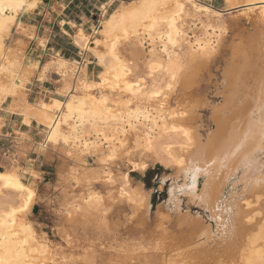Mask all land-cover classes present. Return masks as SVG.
Masks as SVG:
<instances>
[{
	"label": "bare ground",
	"instance_id": "1",
	"mask_svg": "<svg viewBox=\"0 0 264 264\" xmlns=\"http://www.w3.org/2000/svg\"><path fill=\"white\" fill-rule=\"evenodd\" d=\"M112 1L113 0L109 1V5L110 3H112ZM25 2H28V0H25ZM40 2L41 0H39L38 5ZM143 2L144 0H129V1L121 0V3H123L126 7L130 5L138 6ZM181 2L183 3L185 2V0H181ZM196 2L203 7L210 8L206 6V4L203 5L199 3L198 0H196ZM225 4L227 9L229 10L241 8V13H242L241 15L244 16L245 18L248 19L250 18L254 23L253 25L254 31L253 33L247 34L246 37L241 36V41L233 46L232 65L226 74L228 89L226 90L223 103L218 105L216 104L215 106L212 107L214 114L213 116L214 129L211 131V134L209 135L208 138H206V140L203 139V136L200 133L199 125L197 124L196 119L193 116L196 110L198 109L199 105L191 106L190 104H186L184 106H181L180 104L177 103L176 105H172V101H170V98L172 95L171 94L172 91L175 89H180L185 94L186 93L190 94V92L192 91V86L195 84V82H197L196 81L197 77L200 75V72L203 70V67L206 66V62L209 59H211V56L214 55V53H216L221 34L218 31H216L214 34H211L210 29L205 28L202 34L190 36L188 30L186 29L187 36L191 37V39H185L182 37L181 38L182 42L178 44L176 49L174 50H172L171 46H169L170 51H173L175 53L173 55V61L175 62L178 58L180 64L182 65V70L177 71L176 73L177 79L173 81L171 80L170 75H168L167 73L165 74L156 73L158 85L160 83L158 79H160L161 76H164L165 84L162 85L164 90L163 96H167V100H164L163 96L160 98V102L164 104V107L162 109L158 108L156 101L151 102L150 105H146L156 110L153 112V117L156 123L153 124L151 121L141 120L138 124H136L135 130L129 129L127 133L121 130L118 134H116L115 141L104 142L102 143L99 149L91 147V144L97 140V137L95 135V130L93 129L91 124L84 123L83 125H80L81 127L80 136L82 139L76 141V143L78 146L82 145V143H89L90 147L88 149H84L82 146L75 149L70 147L71 148L70 150L73 152L79 151L84 154L83 156H87L89 153H93L96 155L98 153H103V155H98L100 161L105 160L106 156L112 154L114 151L116 159L123 155H126L127 160L129 162V166L132 167L134 170H141L143 172L148 169L150 160L153 161L158 159L159 161L163 160L162 158L156 156V153L158 151L156 148H159L163 152L167 160H169L172 163V167L175 168L177 173L176 174L177 183L179 184L180 187H183L184 182L182 180H179V165L176 164L174 160L168 156L166 151L167 145L171 143H164V142L159 143L156 140L158 138L169 139L171 137L173 138V136L175 137L177 136L178 138L182 139L180 144L185 145V147L181 149L179 146L178 147L176 145L172 146L171 151L174 156L178 155L181 158L187 159V157L191 153L202 152L204 153L205 159L208 161V163H211L212 159L216 160V163L212 165L211 170L216 174L217 177L215 181V185L217 187V193H218L216 199L220 201V205H219V211H217L214 214L212 213V217L213 219H217L218 223L224 226L223 229H227L228 231L231 232L237 230V233L239 234V237L237 238L238 240L237 244L233 249H230L231 251H229L230 253L232 252L231 255L230 253L228 254L227 252L225 253L227 248L224 247L219 250L220 252H218V256L215 262L211 263L208 261L209 263L208 262L207 263L208 264H264V200L257 199V197L264 195V189H262L261 186L259 185H255L246 194V199L251 203V207H249L248 204L240 202L237 209H235L234 211H229V209L232 208V202L235 200V198L244 192V182L250 181L253 184H255L257 180L261 179V168L264 167V165H262L261 163V161L264 160V153L260 151L261 144L258 135L259 132L258 121L260 120L261 117V113H260L261 84L262 82H264V18H262L260 15L261 0H231V4L237 5V7H231L229 5L228 0H225ZM101 9H102V14H101L102 18L100 19L99 26L95 27V31L86 32L87 35L92 36L95 39H104L103 37L104 26L108 20H111L113 12L115 11L113 10L112 12L108 13V10H105L103 5ZM249 9H251V11H249ZM27 11L30 10L21 9L19 12L7 11L6 13H0V20L6 19L7 16H16L18 19V16L21 13ZM212 11L220 12L217 10H212ZM196 15L198 16L200 14H196ZM117 23L120 25V27L127 26L130 30L135 26L137 30L141 33V36L143 37L146 31L144 24H150L151 20H145L143 21V23H137L132 21L130 18H128L125 19L124 21H117ZM13 25H15V23L9 25V27L12 28ZM78 30L79 29H77V31ZM75 35L76 33L73 36L74 40H75ZM200 38H203L204 44H210V43L214 44L215 51L211 52V54H209L208 52L200 51L201 45H197L195 43L196 39H200ZM122 43L124 42L122 41L121 44ZM132 43L136 44L135 39H133ZM159 43L160 41L158 38L156 39L155 45L153 44L152 41L147 40L145 38L143 41V46H138L143 49L156 47L155 56H153V53L148 52L149 58H147L146 60V69H147V62L152 59H155L157 61L163 60L165 64H167L166 55L159 52V48H158ZM194 45L196 47V51H193ZM7 47L15 48L16 46L15 44H12ZM184 47H187L188 52L190 53L192 59H198L196 65L192 68L186 67L188 61L187 59H185L184 56L181 55V51ZM89 48L96 49L97 45L89 42ZM99 48L103 50V44H101ZM82 50L85 51L84 49ZM92 54L94 55L93 52ZM121 55L122 58H124L126 61L132 64L133 68L136 69V65L134 64L132 59H127L122 53ZM94 57L96 58L95 55ZM15 59H17L15 51L11 53L5 52L3 54H0V68L5 69L4 71H0V89L8 90L11 88L13 91L17 93L15 97L11 95L5 97L3 102L0 103V109H2L4 103H6V100L9 97H11L13 98V100L15 99L17 101V110L19 111V114H21L24 107V105L21 103L22 97L23 100L27 101L29 105H35L37 101L31 102L28 101L27 99L28 94H26L25 86L26 83L28 82L29 77L24 81L22 87H17L21 84V78H23L25 74L29 73L31 70L30 67L24 66L22 53L19 57L20 60L19 66L16 68H12L10 64L11 61ZM97 64L101 67V69L94 76L90 75V73L88 74L87 64H84L83 72L86 78L91 80L94 77L95 81L99 83L100 75L104 71V69L98 62ZM13 72H16L17 74L15 78L13 77ZM31 73H33V71ZM135 75L136 72L134 71L133 77ZM79 77H80V73L78 72L75 79H79ZM69 79L71 80L73 78L70 76ZM129 80L130 82H135L132 77H130ZM149 80H151V77H149ZM167 83H172L173 87L171 90H168ZM58 92L59 90L56 91V94ZM99 93H100L99 89H93L88 95L96 96L97 99H99L100 98ZM105 94L108 95L110 99L113 96V93L107 90H105ZM0 95H2V93H0ZM83 95L84 93L81 92L80 96L82 97ZM115 95L120 96L121 94L117 92L115 93ZM56 96L51 94L49 100L45 101L44 100L45 98L41 100L44 103H51L53 99L58 98L63 103L65 98L64 97L60 98ZM12 103L13 101H10L9 106H11ZM84 103L87 106H91L92 101L85 100ZM108 107L114 108L117 111L121 110V109H117L116 105L111 103L108 105ZM84 111L85 112L87 111V107H85ZM66 112H67V108L65 106L63 111L60 113V115H63ZM180 112H186L187 115L180 116L179 115ZM79 115H80L79 113H73L72 119L69 121L68 124L62 123L60 129L61 132L64 133L65 135L75 136V133L72 131V129L80 124V121L76 118ZM21 117H23V115ZM32 123L33 121L30 120L28 125L31 126ZM116 123L117 121H110L109 125L105 127V125H102L99 123V121H97L100 130L107 132L114 131L116 127ZM126 123H127V119L125 118V120L121 123L122 129L124 124ZM133 123L136 122L133 121ZM174 123L177 126H182L189 131L191 143H189V138L184 137L183 134L163 131V126L165 124L168 125V127L170 128ZM37 124L43 125L48 130L50 135V130L44 124H40V123ZM249 125L253 126L252 137L247 141L244 150L233 155L232 153L233 151H235V149L233 148L235 141L237 139L243 138L244 133L248 131ZM89 132H91V135H88ZM132 135H136V139L138 143L137 145H133L131 143ZM150 138L152 139V146L155 149L154 151L148 150V140ZM61 141L63 142L62 139ZM126 149L127 151H125ZM139 154L141 155V157L136 159L135 157ZM116 159L107 161L106 163H101L102 164L101 171H106L107 173H109V175L112 177V180L114 181L113 183H108V178L102 176L101 172L98 175V172L92 173L87 170L86 172L85 170L81 172L82 170L80 171L79 168H75L76 173H73L72 170L71 176H73L74 174L77 175L78 178L81 180L80 184L84 182L88 189L86 195L84 197L83 196L81 197V200L74 202L75 207L72 209L73 212L75 213L82 212L84 214L89 213L91 215L100 213L101 216L102 213L106 214L108 212V210L105 207L106 198L104 194L91 188L92 180L101 179L106 184L115 186L118 182L117 178L120 175L122 177L124 176L128 177L127 180L123 179L124 182L123 184H121L122 186L120 185L118 192L121 200L126 199L128 202L131 203L130 205L134 206V211H132V217H136L141 213L148 211V207L150 206V197H148L144 191L135 190L136 188H134V186L131 185L129 172H120L118 170L117 171L114 170V164ZM13 173L19 178L21 184H23L26 188H31L32 191L35 193L33 204L31 205V209H32L38 195L37 190L34 186L35 184H33L32 181L26 182L21 177V174H19L18 171L0 170V175L13 174ZM89 180H91V184L88 183ZM203 180H204L203 174L202 173L198 174L195 185V190L197 192L203 190L204 188ZM2 185H3V181H0V195L4 191L14 192V194L19 195L15 189H5L2 187ZM174 187H176V185H174ZM121 188L124 189V192L127 193V195L121 194L120 191ZM226 189H227V195L225 196ZM174 192H180V191L174 190ZM184 193L187 194L188 190L185 189ZM96 194H99L100 196L103 197V202L99 205V210H97L95 200H93L91 204L85 203V201L88 200L89 195H93V197H95ZM11 200L12 199H10V202ZM6 201H7L6 199H0V212H3L13 206H17L16 204H18V202L16 203L14 201L12 203L8 202V204H5ZM107 208L109 207L107 206ZM234 212H238L239 214L235 215ZM27 215L23 217H18L17 225H16L17 230H20L21 220L31 225V223L27 221L28 219H26ZM249 216L252 217L251 222H249L248 220ZM31 227L33 232H35L32 225ZM155 239L157 240H153V242L156 241V243L159 244V247L157 248L159 249L163 248V250L166 251L167 254L170 253L168 254L170 255L169 260L166 263L164 261L165 264L195 263L189 260L186 254L187 253L186 248L190 245L191 240L185 243L181 242L177 246H174L168 237L165 238L162 236L160 240H158V238ZM186 240H188V238ZM39 241L42 240H39L36 236L34 240H30V244L32 246H35V244ZM229 255L230 258L227 259L226 257ZM53 256L58 258L57 255L54 252H52V254L48 257V259L51 260ZM128 257L130 259L132 258L130 256ZM60 258L58 259L60 260ZM211 259H215V258L211 256ZM157 262L158 264H162L163 260L160 259Z\"/></svg>",
	"mask_w": 264,
	"mask_h": 264
},
{
	"label": "snow or ice",
	"instance_id": "2",
	"mask_svg": "<svg viewBox=\"0 0 264 264\" xmlns=\"http://www.w3.org/2000/svg\"><path fill=\"white\" fill-rule=\"evenodd\" d=\"M39 0H0V13H6L7 11L19 12L21 9L31 10L38 7ZM231 7H237V5L231 4V0H228ZM103 7L105 10L114 9L111 20H108L104 26L103 37L104 39H95L92 36L86 34L84 25L74 24L72 25V31L76 33L74 42L85 51L82 55H86L88 52H93L96 56V62H98L104 69L99 78V83L95 81V78L89 80L86 78L83 72L84 64L83 62H69L64 60L59 53L52 55L47 62L42 63V71L38 72L37 75L41 81L45 79L53 78L54 74L63 77V88H60L59 82H57V88L59 92L58 96L64 97L63 103L60 99H53L51 103H44L38 98L35 105H29L27 101L21 99V103L24 105L23 111V123L28 124L29 121L44 124L49 130L50 135L47 136V140L53 143L59 144L61 139L64 145H69L71 148H78L82 146L84 149L90 147L89 143H82L78 146L76 141L81 140L80 125L84 123H89L95 130V135L97 140L91 144L92 148L99 149L102 143L107 141H115L116 134L121 130L125 133L129 129L135 130L136 124L141 120L151 121L153 124L156 123L153 112L156 111L146 105H150L151 102L156 101L158 108H163L164 104L160 102V98L163 96V83L160 82L158 85L156 73L170 75L171 80L175 81L177 79V71L182 70V65L179 59L174 62L173 55L175 54L171 49H176L177 45L180 44L181 38L191 39L187 36V30L185 28L186 18H191L193 24H199L201 27H206L210 29L211 34H214L217 29L212 27L211 23H201L196 14H208L210 17H220L221 12H214L210 8L203 7L196 2V0H144L138 6H125L121 3V0H113L111 5L104 3ZM251 11V9H249ZM260 15L264 18V0H261ZM130 18L132 21L137 23H143L145 20H151L150 24H144L146 29L144 36L134 26L131 30L127 27H120L117 21H124ZM16 24L15 28H10L9 25ZM61 25L63 26L65 22L61 20ZM77 29H79L77 31ZM223 27L221 26L220 31L223 32ZM95 31V28H93ZM67 35V33H65ZM22 36V38H17ZM25 38L27 40H36L37 37L32 29L31 25H25L22 22L17 21L16 16H7L6 19L0 20V54L5 52L11 53L16 52L17 59L12 60L10 66L16 68L20 64L19 57L23 48L25 47ZM150 40L155 45L156 39L158 38L160 43L158 45L159 52L163 53L167 57V64L163 60L157 61L155 59L149 60L147 62V70L145 73H140L139 69H134L132 64L122 58L119 46L121 42L132 43L133 39L137 46H143L144 39ZM8 43L15 44V48L7 47L5 41ZM89 42L97 45L96 49L89 48ZM40 46L45 45L44 39H39ZM195 43L201 45L200 51L211 52L215 51L214 44H204L203 38L196 39ZM103 44V50L99 46ZM149 52L153 53L155 56L156 47L148 49ZM193 51H196L195 45L193 46ZM30 68H40L41 64H29ZM5 69L0 68V71ZM136 75L133 77V72ZM80 73L79 79H75L77 73ZM16 72H13V77H16ZM30 73H26L23 78H21V84L17 87H22L23 83ZM73 79H69V77ZM132 77L135 82H130L129 78ZM151 77V80H149ZM173 87L172 83H167L168 90ZM93 89L100 90V98L97 99L96 96L88 95ZM105 90L113 93L111 99L105 94ZM83 92L84 95L81 97L80 93ZM119 92L121 95L116 96L115 93ZM0 103L3 102L5 97L11 95L15 97L17 93L11 88L8 90L0 89ZM127 94V95H125ZM164 100H167V96H163ZM92 101L91 106L85 105L84 101ZM115 104L117 111L114 108L108 107L109 104ZM66 106L67 112L63 115L60 113ZM87 107V111L84 109ZM126 110V111H125ZM8 112L17 111V101L14 99L11 106L7 109ZM73 113H79L80 115L76 118L80 121V124L72 129L75 136L65 135L61 132V124H68L72 119ZM261 117L258 121L259 124V139L261 148L260 151L264 153V82L261 84V105H260ZM180 116H186V112H180ZM127 119V123L124 124L123 129L121 128V123ZM3 119V117H0ZM97 121L100 124L107 127L110 121H117L114 131L107 132L101 131ZM135 121L136 123H133ZM164 132H173L177 134H183L184 137L189 138L190 133L182 126H177L175 123L169 128L168 125L163 126ZM91 135V132L88 133ZM253 135V126L249 125L248 131L244 133L243 138L237 139L233 145L235 151L233 155L244 150L247 141ZM21 140H18L19 145ZM173 145L169 144L166 147L168 156L174 160L176 164L179 165V180L184 182V186L180 187L177 183V177L173 176L170 179L176 185V191L184 192L185 189L188 190V194L192 195L195 200L200 201L205 208L206 212L216 213L219 211L220 201L216 199V185L215 181L217 179L216 174L211 170L212 165L216 163L215 159H212L211 163L205 159L204 153L196 152L191 153L187 159L181 158L180 156H174L172 154L171 148ZM181 149L185 147L183 144L178 145ZM43 147V145H42ZM148 150L154 151L152 146V139L148 140ZM67 155L69 157H75L80 159L81 164L84 163L82 157L83 153L77 151L74 153L71 150H67ZM127 151V149L125 150ZM22 154V153H20ZM97 155H103V153H98ZM130 155V153H129ZM116 156L113 151L112 154L106 156L105 160H101L100 163H106L107 161L115 160ZM15 163V161H14ZM264 165V160L261 161ZM95 160L87 166V171L96 172L97 169L93 167ZM73 173H76V169H73ZM203 174L204 188L202 191L197 192L195 190V185L197 181V175ZM101 175L108 178V183H113L112 177L106 171H101ZM70 181H74L77 185L81 183V180L77 175H73ZM124 180L128 177L124 176ZM0 181H3L2 187L5 189H15L18 192L17 199L19 204L13 206L3 212H0V264H118L117 261L112 260L111 262L105 260L101 255L92 248H85L83 250L84 254L76 256L75 254L69 255L68 252L64 253V259L59 260L55 256L51 260L48 257L52 254L53 249L50 246V242L45 240L39 241L32 246L30 240H34L36 233L33 232L31 225L27 224L25 221L21 220L20 230H17V219L18 217H23L31 212V205L33 204V199L35 193L31 188H26L20 183L19 178L13 174L0 175ZM91 184V180L88 181ZM259 185L264 189V167L261 168V179L257 180L255 184L250 181L244 182V192L238 195L232 202V208L229 211H234L238 208L239 203L243 202L251 207V203L246 199V194L255 186ZM122 195H127L124 189H120ZM26 193V195H25ZM257 199L264 200V195L257 197ZM95 200L97 210H99V205L103 202V197L99 194L88 196V200L85 203L91 204ZM75 207L74 204L67 205V215L72 216V209ZM78 210V209H77ZM238 215V212H234ZM249 222H251L252 217H248ZM23 234V235H22ZM215 236V233L212 234ZM22 236V238H21ZM69 241V248H71L72 237H67ZM157 247L159 244L157 243ZM141 250L147 251L143 245H140ZM123 251V250H121Z\"/></svg>",
	"mask_w": 264,
	"mask_h": 264
},
{
	"label": "rangeland",
	"instance_id": "3",
	"mask_svg": "<svg viewBox=\"0 0 264 264\" xmlns=\"http://www.w3.org/2000/svg\"><path fill=\"white\" fill-rule=\"evenodd\" d=\"M198 2L222 13L220 17H210L208 14L198 15L201 23H211L212 27L217 29L221 34L220 41L216 53L206 62L190 94L175 89L171 93L170 101L172 105L176 103L181 106L199 105L193 116L199 125L203 139L206 140L214 129L212 107L223 103L228 89L226 74L232 65L233 46L241 41V36L246 37L247 34L253 33L254 23L250 18L241 15V8L227 9L225 0H198ZM101 14L102 12L95 14L96 27L99 26ZM221 26L224 29L223 32L220 31ZM15 27L16 24L12 28ZM185 28L190 36H194L202 34L206 27L193 24L189 17L185 20ZM55 29H58L57 25ZM5 44L12 45L7 40ZM119 48L127 59H132L140 73L146 72L149 48L143 49L128 42L122 43ZM181 55L188 61L186 67L192 68L196 65L198 59H192L187 47L182 49ZM96 68L97 72L101 69L97 63ZM61 78L63 82L64 78ZM158 80L165 82L164 76ZM2 108H7V103H4ZM3 111L6 110L3 109ZM0 123H2L1 119ZM34 127L32 138H27L29 143L20 132L19 126L12 125L5 128L4 140L0 147V169L18 171L26 182L32 181L35 184L38 195L26 219L33 226L39 240L46 239L50 242L53 252L58 258L61 257L60 260H63L65 252H68L70 256L72 254L80 256L84 254L85 248H92L105 260L109 262L115 260L118 264H158L157 261L160 259L163 260L162 264H165L169 260L170 253L167 254L163 248H157L156 241L153 242L157 240L155 238L160 240L163 236L168 237L174 246L191 240L186 248L188 259L195 262L194 264H208L215 262L221 248H227L228 251L225 249V253L228 254L237 244L239 237L237 230L231 232L223 229L224 226L218 223L217 219H213L212 213L206 212L202 203L195 200L192 195L174 192V183L170 178L176 176V170L159 148H156L158 150L156 156L163 160H150L146 171L142 172L130 167L126 155L119 157L120 159L117 158L114 164V170L129 172L131 185L136 188L135 190L144 191L150 197L148 211L132 217L134 206L130 205L131 203L126 199L121 200L118 192L120 185L124 182L120 175L115 186L108 185L101 179L92 180L91 188L101 192L106 198L105 207L108 210L106 214L101 212L102 216L100 213L91 215L75 213L72 210V216L69 217L66 214L67 205L81 200L88 191L84 182L78 186L74 181H70L72 170L79 168L81 172L84 170L86 172L87 166L95 160L93 167L97 169L96 172L99 175L102 168L100 158L96 154L89 153L82 157L84 163L81 164L80 159L67 155L66 149L70 150V146L64 145L62 141L56 144L47 140L49 132L43 125L36 123ZM18 134L21 140L19 145L17 144ZM132 136L131 143L137 145L136 135ZM159 139H156L159 143H171L177 147L182 141L177 136L169 139L162 138L160 141ZM140 157L139 154L135 158ZM149 170L152 172L148 175ZM4 192L0 195V199H6L5 204L13 201L19 204L17 194ZM225 193L226 196L227 189ZM217 194L216 190L215 197ZM10 199H12L11 202ZM213 233L215 236L212 235ZM68 236L72 237L71 248H69ZM140 245L149 249L143 251ZM230 255L226 258L229 259ZM211 256L215 259H211Z\"/></svg>",
	"mask_w": 264,
	"mask_h": 264
},
{
	"label": "crops",
	"instance_id": "4",
	"mask_svg": "<svg viewBox=\"0 0 264 264\" xmlns=\"http://www.w3.org/2000/svg\"><path fill=\"white\" fill-rule=\"evenodd\" d=\"M109 1L110 0H41L36 9L19 15L17 21L25 25L30 24L32 29L34 28L33 30L37 37L36 40H27L25 38V47L21 52L24 60L23 64L27 67H29V64H41L40 68H30L31 71L29 70V73L32 71L33 73L29 76V83L27 82L25 86L26 94H28V101L35 102L38 98L40 100L45 98L44 100L47 101L50 99L51 94L57 95L56 91L59 90L57 88V82H59L60 88L63 87L62 78L57 74H54L53 78L43 81H41L37 75L38 72L42 71V63L47 62L46 58L50 59L55 53H59L63 59L71 62L87 61L88 74L90 73V75L94 76L97 73V62L92 52L82 55L84 51L74 42L73 35L75 32L72 31V25H84L85 31L87 30L86 32H92L93 28L96 27L95 14L102 12V5L104 3L109 4ZM113 10L114 9L108 10V13ZM61 20L65 22L63 26L60 23ZM56 25L58 29H55ZM65 33H67V35H65ZM17 38H22V36H18ZM39 39L45 40L44 46L39 45ZM12 44H14V42ZM56 97L63 98L58 95ZM8 101H13V98L9 97L6 100L7 108L0 109L2 113L0 117H3V119H1L2 123H0V147L4 140L5 128L7 126L11 127L12 125L20 127V132L24 134L26 142L29 143L27 138H32V134H34L33 125H35L36 122H33L30 126L23 123V117H21L22 115L19 114L18 110L16 112H8L7 109L10 104ZM3 109L6 111H3Z\"/></svg>",
	"mask_w": 264,
	"mask_h": 264
},
{
	"label": "trees",
	"instance_id": "5",
	"mask_svg": "<svg viewBox=\"0 0 264 264\" xmlns=\"http://www.w3.org/2000/svg\"><path fill=\"white\" fill-rule=\"evenodd\" d=\"M0 170H2V169H0ZM151 172H152V171H151V170H149V171H148V175H149Z\"/></svg>",
	"mask_w": 264,
	"mask_h": 264
}]
</instances>
